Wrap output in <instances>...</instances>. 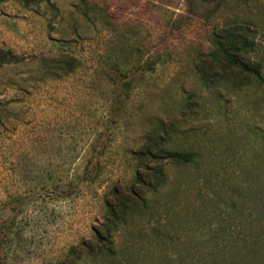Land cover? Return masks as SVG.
<instances>
[{
    "label": "rangeland",
    "instance_id": "obj_1",
    "mask_svg": "<svg viewBox=\"0 0 264 264\" xmlns=\"http://www.w3.org/2000/svg\"><path fill=\"white\" fill-rule=\"evenodd\" d=\"M226 30L262 81L209 61ZM0 47V264L240 262L264 224V0H0ZM157 135L193 158L155 188Z\"/></svg>",
    "mask_w": 264,
    "mask_h": 264
},
{
    "label": "trees",
    "instance_id": "obj_2",
    "mask_svg": "<svg viewBox=\"0 0 264 264\" xmlns=\"http://www.w3.org/2000/svg\"><path fill=\"white\" fill-rule=\"evenodd\" d=\"M34 2V0H24L25 5H29V3ZM241 41H235V38H233L232 33H229L226 30V33L224 35H219L217 38V41L215 43V48L209 55L210 62L215 64H220L221 66H224L225 68L228 67H235L240 70V72L246 74L248 77L253 78L255 81H262L263 80V74H262V66L260 62H255L254 60L250 59L248 48L252 43L243 42L242 46L240 45ZM2 47H0V60H4L3 57H8L12 59L14 57V54L11 50H6L3 52ZM5 55V56H4ZM119 72V79H124L127 77L128 72L123 70H118ZM118 81H115V84ZM123 91L127 92L130 88V81L123 80ZM168 139V140H167ZM169 138H165L164 135H157L153 137L148 138L149 144L143 145L139 147L138 153L146 157L148 159L152 160H159L163 162V165L158 168H152L154 169V182L153 184L156 185L159 183V181H165L167 178L166 171L162 169L164 165L168 162H174L177 164H184L188 163L193 158V153L189 151H180L176 148H171L168 144ZM137 152V151H136ZM135 153V151H134ZM146 169H150L148 164L145 166ZM88 175V174H87ZM89 176V175H88ZM141 182L147 183L149 185H152V182L150 180L146 181L144 179V174H142L140 171H137V175ZM107 207H109V211L111 214L116 217L115 211L113 207L107 202ZM254 236L252 239H247L246 237L241 238V246L239 249V252L237 254V257L240 258V262L245 260L244 264H253L251 261V257L253 253H259V251H264V224L259 221L257 222V225L255 227H247ZM253 229H255L253 231ZM253 231V232H252ZM226 232L228 233V236L230 237L233 235L232 230H230L228 227L226 228ZM232 239L233 236H231ZM229 238L227 239L226 243L229 242ZM232 241V240H231ZM227 246V245H226ZM253 252V253H252ZM238 262V264H240ZM61 264H65V262H62ZM70 264H76L75 262H72ZM230 264H236L235 259L230 262Z\"/></svg>",
    "mask_w": 264,
    "mask_h": 264
}]
</instances>
